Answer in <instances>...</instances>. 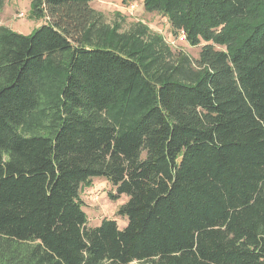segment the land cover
Instances as JSON below:
<instances>
[{
  "label": "trees",
  "instance_id": "16d2710c",
  "mask_svg": "<svg viewBox=\"0 0 264 264\" xmlns=\"http://www.w3.org/2000/svg\"><path fill=\"white\" fill-rule=\"evenodd\" d=\"M91 2L0 26V264H264V0H142L197 59ZM97 177L122 230L87 227Z\"/></svg>",
  "mask_w": 264,
  "mask_h": 264
},
{
  "label": "rangeland",
  "instance_id": "374dc122",
  "mask_svg": "<svg viewBox=\"0 0 264 264\" xmlns=\"http://www.w3.org/2000/svg\"><path fill=\"white\" fill-rule=\"evenodd\" d=\"M4 1L0 10V26L26 36L46 23V20L32 17L31 0ZM90 7L103 15L106 24L118 25L120 32L127 31L138 23L146 26L151 34L162 37L174 54L184 53L192 59H197L200 48L204 45L201 43L196 47L191 46L185 41L182 33L175 35L163 15L145 12L142 0H92ZM114 193V187L102 177L92 178L89 186L81 188L80 199L83 202L82 208L87 217L88 228L98 227L102 220L115 221L119 230L127 226V218L120 216L118 210L128 198L122 195L113 201L109 194Z\"/></svg>",
  "mask_w": 264,
  "mask_h": 264
}]
</instances>
